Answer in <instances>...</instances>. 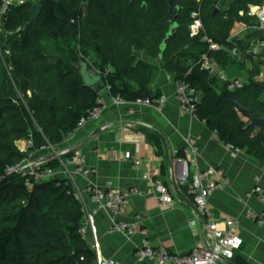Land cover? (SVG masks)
I'll return each mask as SVG.
<instances>
[{
	"label": "trees",
	"instance_id": "16d2710c",
	"mask_svg": "<svg viewBox=\"0 0 264 264\" xmlns=\"http://www.w3.org/2000/svg\"><path fill=\"white\" fill-rule=\"evenodd\" d=\"M178 2L180 28L164 53L165 70L174 73V81L183 79L195 88L197 118L225 145L264 161L259 128L229 102L236 100L264 115V81L258 79L264 60L255 64L248 82L236 90H229L227 83L198 62L207 53L224 69L232 60V48L248 59L255 57L248 51L264 44V31L248 10L262 0ZM84 3L88 14L83 19ZM30 5L12 3L0 19V264H95L94 251L78 233L84 213L71 185L53 178L29 188L21 173L7 175L6 168L30 159L42 147L58 150L96 105L99 94L83 85L79 59L94 70L107 64L113 67L112 72H100L111 95L127 101L150 96L147 87L159 66L136 60L134 52L144 50L156 57L168 30L167 1L146 0L142 6L141 0H40V15L29 24ZM196 10L206 35L222 48L208 50L201 35H190L191 13ZM235 23L256 30L242 40L231 39ZM33 88L51 98L52 106L38 98ZM149 137L158 144L156 135ZM20 140H30L31 145L20 150ZM44 166L58 169L59 159H50Z\"/></svg>",
	"mask_w": 264,
	"mask_h": 264
},
{
	"label": "crops",
	"instance_id": "0c3cea01",
	"mask_svg": "<svg viewBox=\"0 0 264 264\" xmlns=\"http://www.w3.org/2000/svg\"><path fill=\"white\" fill-rule=\"evenodd\" d=\"M15 1L11 0L12 3ZM25 2L39 4L40 0ZM255 30L256 27L235 23L230 38L242 40ZM230 55L232 60L224 67L225 72L246 83L255 64L264 60L259 48L252 59L240 51ZM134 56L136 60H153L144 50L135 51ZM158 66L147 90L149 97L160 94L167 97L159 109L132 106L133 113L129 114L126 105H109L98 120L85 122L58 147V150H63L82 144L78 152L86 156L90 172L87 176L75 177L74 185L79 189L103 186L106 180H110L117 189L135 190L123 215V219L130 221L139 217L140 225L135 234L128 237L110 233L108 229L112 214L101 208L94 216L93 230H89L85 236L86 242L91 247L95 241L98 253L114 260L115 264H152L135 256L144 238L153 247L162 245L178 254L188 253L196 245H204V220L201 219L195 227L189 225L198 210L188 193V183L180 182V174L182 170H187L189 182L197 168L221 167L230 178V184L212 194L209 198L210 210L218 220L235 218L239 221L236 233L241 245L232 258L221 260L219 264H264V227L246 217L249 210L259 214L263 209L252 190L255 176L260 177V186L264 189V161L244 150L235 152L203 121L183 112L174 97V73L165 70L163 64ZM260 68L264 70V66ZM96 70L105 74L112 72L113 67L107 64L101 70ZM100 94L107 101L106 93ZM151 133L156 135L157 145L150 139ZM30 145V140L17 142L20 150ZM52 153L51 150L42 149L31 155L30 160L44 159ZM136 159L140 161L139 165L134 163ZM143 173H148L151 179H143ZM61 178H64L63 174L55 179ZM154 179L168 187L174 200L172 207L158 201L160 187L154 184ZM93 207L94 204L88 201V208Z\"/></svg>",
	"mask_w": 264,
	"mask_h": 264
},
{
	"label": "built area",
	"instance_id": "2783aa9c",
	"mask_svg": "<svg viewBox=\"0 0 264 264\" xmlns=\"http://www.w3.org/2000/svg\"><path fill=\"white\" fill-rule=\"evenodd\" d=\"M23 3H25V0L15 1V4ZM10 4H12L11 0H0V19L4 16ZM248 14L257 18V28L264 31V0H262L260 5L250 6ZM191 17L193 20L189 26L190 35H201L202 40L207 43L208 50L222 48L219 44L213 43L206 35L199 10L193 11ZM19 30L20 28H17L15 31ZM254 46L249 52L256 54L259 48L264 58V44L260 42ZM237 52L238 50L236 48L230 50V53L233 55ZM198 62L202 69L210 74L216 75L221 81L227 83L229 90L239 89L246 84L240 78L228 76L224 69L217 68L207 53H202ZM258 79L264 81V75L259 76ZM174 88V97L178 101L180 109L194 118L197 117L196 103L198 102V95L195 88L183 79L174 81ZM101 92L106 93L108 96L107 101L100 94ZM101 92L98 93L96 105L87 112L86 117L78 122L77 128L82 127L87 121L98 120L101 112L109 105H126L128 106L127 112L132 114V106H145L159 109L167 98L164 94H160L159 96L138 97L134 101H127L120 96L111 95L110 86L107 83H105V88ZM230 147L235 152L241 151L238 148ZM42 149L51 150L53 153L60 151L53 150L50 147H42L40 150ZM45 162L42 158L37 160H24L16 165L7 167L6 174L21 173L25 177L24 182L26 186H31L33 183L43 180L55 179L57 175L63 174V179L71 185L74 197L82 206L84 218L78 228V233L84 238L89 230H93L94 216L101 208L109 210L112 214V222L108 229L110 233L123 234L128 237L135 234L140 225L139 217L131 221L123 219V215L129 205L130 197L135 190L122 191L113 187L110 180H106L103 186L94 185L79 189L74 185L75 177L87 176L90 170L86 165V156L78 151L72 154L67 161H62V158L59 159L60 167L58 169L44 166ZM134 163L139 165L140 161L136 159ZM23 167H27V169L19 172ZM142 178L151 179V176L148 173H143ZM188 178L189 173L187 170H182L180 182L188 183V193L198 210L189 221V225L195 227L201 222V219L204 220V245H196L190 252L178 254L169 251L162 245L153 247L149 240L144 238L135 252V256L138 259L147 260L152 264H219L221 260L232 258L234 253L240 248L241 239L236 233L239 221L235 218L225 220L216 219L209 205V198L212 194L216 190L224 189L230 184L228 175L221 167L208 166L203 169L197 168L191 175L189 182ZM254 181L255 186L252 192L261 202L263 209L259 214L249 210L246 213V217L252 219L259 226L264 227V189L260 186L259 176H255ZM153 182L160 187L158 201L166 206L172 207L174 200L170 195L168 187L163 185L160 180L154 179ZM88 201L94 204L93 208H88ZM90 248L95 253V264H115L114 260L104 258L98 253V244L95 241Z\"/></svg>",
	"mask_w": 264,
	"mask_h": 264
},
{
	"label": "water",
	"instance_id": "95a60500",
	"mask_svg": "<svg viewBox=\"0 0 264 264\" xmlns=\"http://www.w3.org/2000/svg\"><path fill=\"white\" fill-rule=\"evenodd\" d=\"M167 1V14H168V30L165 33L164 38L162 39L159 50L155 58H153L152 62L157 65H161L164 62V53L167 49L169 42L176 36L178 29L180 28V24L178 23V16L180 11L182 10V5L178 2V0H166ZM142 6L146 5V0H141ZM217 11V9H215ZM41 12V6L39 4H31L28 9V22L31 24L35 20L38 19ZM83 19L88 14V4H83ZM79 74L82 79V83L85 87L92 89L95 93H100L105 88V78L104 75L92 68H90L88 62L79 59L78 64ZM35 95L40 98L42 101L47 102L52 106V99L48 98L45 94L38 91L37 88H33ZM229 102L237 108V110L247 118L252 125L259 128L260 135L264 138V115L257 114L254 110L250 108H246L238 103L236 100L230 99ZM80 144H75L72 146H68L64 148V152L62 150L56 151L52 153L47 158H44L45 161L55 158H63L74 154L81 147ZM27 167H23L19 172L26 170Z\"/></svg>",
	"mask_w": 264,
	"mask_h": 264
},
{
	"label": "rangeland",
	"instance_id": "374dc122",
	"mask_svg": "<svg viewBox=\"0 0 264 264\" xmlns=\"http://www.w3.org/2000/svg\"><path fill=\"white\" fill-rule=\"evenodd\" d=\"M226 4H227V3H226ZM218 7H219V8H222V6H221L220 4L218 5ZM191 62H192V61H187V62H186V64L190 65V64H191ZM259 69H260V71H262V70H263V69L261 70V68H259ZM263 71H264V70H263ZM263 71H262V72H263ZM263 75H264V72H263V74H262V75H260V74H259V76H263ZM262 79H263V78H262ZM28 187L30 188V186H28Z\"/></svg>",
	"mask_w": 264,
	"mask_h": 264
}]
</instances>
